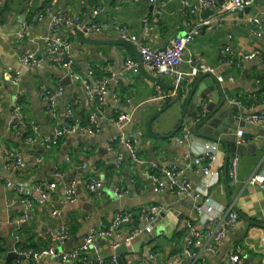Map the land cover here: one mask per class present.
<instances>
[{
	"label": "crops",
	"instance_id": "0c3cea01",
	"mask_svg": "<svg viewBox=\"0 0 264 264\" xmlns=\"http://www.w3.org/2000/svg\"><path fill=\"white\" fill-rule=\"evenodd\" d=\"M183 1L88 0L93 11L101 10L96 17L92 11L88 20L97 23L100 30L87 34L98 43L85 44L77 39V30L53 29L52 19L57 14L73 13L85 21L87 0H31L23 9L17 8L22 7L26 0H12V4L7 0L0 20V264H30L26 258L12 259L7 263L6 256L10 251L24 255L26 251L50 246L57 251L80 247L92 228L107 225L119 211L132 213L135 220L121 225L119 235L98 239L102 255L111 258L114 255L111 244L118 241L120 247L117 252L123 251L125 264H168L173 255L182 254L185 248L190 235L189 229L185 230L186 224H194L200 232L206 230L198 211L205 197L195 200L172 192L168 187L158 191L149 177V163H155L161 169L174 167L182 171L183 177L216 204L224 207L233 205L239 216L217 252L204 251L203 260L196 262L183 254L182 264H231L229 256L235 247L241 249L246 264H264V193L258 186L248 183L257 169L264 170V127L252 124L241 128L234 117L240 113L264 110V40L255 39L257 36L245 23V18L250 15L260 13L264 17V0H257L243 14L218 16L214 13L212 22L188 46L181 66L184 73H189L193 68L189 59H192L194 64L206 66L222 77L219 80L227 102L216 115V126L204 128L227 142L230 159L239 157L237 181H233L229 174L225 178L224 163L219 178L193 171V156L198 149L207 143H217L225 162L227 147L220 142L195 137L188 124L195 146L189 141L179 140L182 130L165 139H154L147 134L148 119L172 99H155L158 85L141 72L124 71L125 59H135L127 47L101 43L122 39L118 27H126L142 43L155 49L166 48L175 38L184 35L195 19L183 12ZM40 12L44 13L42 19L37 17ZM57 36L72 38L71 55L75 71L94 88L100 80L110 78L103 105L106 116L96 135L80 131L64 138L54 136L55 127L68 118L70 109L80 119H85L92 111L85 85L69 76L47 51L48 43ZM226 45H230L235 54L260 50L263 56L239 65L224 64L220 53ZM33 53L44 56V60L36 66L24 64L22 56ZM150 73L163 82V91L173 90L172 76ZM197 76L186 78L184 83L188 88ZM42 87L53 92L63 89L57 101L55 118L48 112ZM17 97H20L21 116L37 122L42 137L54 138L51 147L29 142L27 128L12 124ZM233 98H239V104L231 102ZM216 107L212 99L210 109ZM183 108L184 104H178L162 114L154 121L153 132L169 135L178 125ZM121 113L131 116L123 129L112 121ZM239 130L244 131L243 139L238 134ZM120 136L133 142L144 163L130 157L126 143L116 140ZM7 148L22 155L25 168L11 169L5 156ZM120 153L124 160L119 165L117 157ZM58 171L64 173V180L54 176ZM94 179L102 183L100 195L86 188L87 183ZM8 180L13 187H8ZM73 180L77 181V200L66 204L60 215L54 214V209L61 208L66 197L64 182ZM50 182H57L58 186L50 200L43 204L38 199L36 187L39 183ZM21 187L23 192L19 191ZM117 192L122 195H117ZM30 194H35L37 200L30 199ZM149 206L168 211L163 218L166 225L170 224L172 214H182L183 219L171 236L164 226L163 233L149 242L143 235L137 238L141 239L138 240L140 247L137 251L133 241L126 242L125 237L134 226H138L140 210ZM60 224L67 225L72 234L64 245L53 244L47 237V232ZM40 264H55L54 257L47 256ZM75 264L85 263L80 260Z\"/></svg>",
	"mask_w": 264,
	"mask_h": 264
},
{
	"label": "built area",
	"instance_id": "2783aa9c",
	"mask_svg": "<svg viewBox=\"0 0 264 264\" xmlns=\"http://www.w3.org/2000/svg\"><path fill=\"white\" fill-rule=\"evenodd\" d=\"M138 2L140 0H133ZM257 0H229L219 4L218 0H197L191 2L190 0H184L183 12L195 17L191 22L189 30L181 36L175 38L173 43L166 48L155 49L149 45H146L138 40V36L129 33L126 27H118L119 33L122 39L129 40L134 43H138L139 52L143 58L145 68L150 72L157 74L169 75L174 78L175 86H180L182 89L187 88L185 80L187 77H195L201 72H208L209 68L206 66H199L194 64L192 59L189 62L193 64V68L189 73H184L181 70V66L184 62V54L188 46L194 41L195 37L199 35L205 26H208L212 22V17L208 19L201 18L202 14L207 11H214L221 16L222 14H243L248 8L253 6ZM7 0H0V20L1 11L6 6ZM47 11L50 8H46ZM100 9L93 11V16L96 17L100 13ZM159 13L161 11H158ZM200 16V17H196ZM38 19L44 17V13L38 14ZM245 23L250 26L253 35L264 40V17L260 14H254L245 18ZM53 29H70V30H82L85 34L99 31L100 26L94 22L84 23L83 19L78 14L63 13L53 16L52 19ZM139 41V42H138ZM74 41L72 38L65 36H57L55 39L48 43L47 51L54 57L57 65L64 68L69 76L81 81L86 88V93L92 104V111L85 119H80L76 116L75 112L70 109L68 118L58 124L54 129V136L57 138H64L76 134L77 132H85L91 135H96L101 130V122L105 118L106 113L103 107L104 102L108 95L107 85L110 78L102 79L98 82L97 88L93 87L84 76L75 71L74 60L71 55V48ZM221 62L233 63L239 65L241 62L252 61L256 58H261L263 53L260 50H254L251 52H240L235 54L230 45H226L221 49ZM22 62L27 65L36 66L43 60L44 56L37 53L31 55L22 56ZM235 61V62H234ZM124 71L138 74L140 72L139 64L136 59L127 57L124 62ZM93 70L90 68V73ZM222 80V77H219ZM42 96L47 103L48 112L52 117H57V101L63 94V89L60 88L53 92L45 87L41 88ZM176 90L163 91L158 86V95L155 99L162 101H168L176 96ZM249 97L251 94L248 95ZM20 97H17V103L15 105V113L12 124L20 127H25L29 131L27 140L31 143H41L48 147H51L54 142L53 137H42L40 134V125L29 119H25L21 116L22 107L20 103ZM231 102L239 104V98H233ZM71 105V104H70ZM130 115L121 113L117 117L112 118V121L120 128L123 129L125 124L130 120ZM237 120H244L252 124H256L264 127V110L258 112H251L248 114H237L234 116ZM180 141H189L192 146L194 145L192 136L190 135L189 128L185 125L181 129ZM238 134L243 139L244 131L239 130ZM117 141L126 143L130 157L142 164L143 159L138 155V152L131 140H126L124 136L116 138ZM219 145L211 142L204 145L200 150L198 149L193 156L192 169L195 173L203 174L210 178H219L221 170L223 168L224 160L220 155ZM5 156L9 161L12 170L23 169L26 167L22 155L19 152L13 151L9 148L5 151ZM189 156V153L186 154ZM118 164L120 165L124 160L123 154H118ZM239 165V157L235 156L229 160L228 174L233 181H237V169ZM149 177L158 191L168 187L170 191L184 194L195 200L204 198V203L198 207L200 212V222L205 226V231L200 232L196 226L192 223H188L185 226V230L189 229L190 235L187 239L185 248L182 254H175L170 258L168 264H182V255L185 254L193 261L203 260V252H217L220 248L223 238L233 228L238 221V214L233 205L220 206L216 204L206 193H202L197 189L192 182L183 177V172L172 167L168 169H161L155 163H149L148 166ZM54 176L58 179L64 180V173L55 172ZM248 183L258 186L264 193V170L257 169L248 179ZM8 187H13L11 181L7 182ZM57 182L39 183L36 187L39 198L35 194H30V199H39L41 203H46L50 200L52 192L57 188ZM86 188L95 195L101 194L102 183L100 180L94 179L87 183ZM64 189L66 197L61 204V208H55L54 214L60 215L62 209L69 202H75L77 200V181L64 182ZM20 192L24 189L19 188ZM117 195L121 196L120 192ZM207 196V197H206ZM161 208L158 206L144 207L139 212V223L145 224L144 227L134 226L132 230L126 235L125 241L132 242L140 236L152 229L153 223L156 221L161 213ZM134 215L126 211H119L115 214L112 220L105 226L100 228H92L90 232L84 236V242L80 247L74 249L55 250L53 246L31 250L24 252L25 258L30 264H40L42 259L47 256H53L55 264H75L82 260L85 264H117V250L120 247L118 241H113L111 246L114 250V255L107 259L102 255L101 246L98 243L100 237H112L119 235L118 229L121 225L132 222ZM47 237L53 244L64 245L72 238L70 229L65 224H60L56 229L47 232ZM205 237V238H204ZM229 259L231 264H246L243 253L239 247H235L231 252Z\"/></svg>",
	"mask_w": 264,
	"mask_h": 264
},
{
	"label": "water",
	"instance_id": "95a60500",
	"mask_svg": "<svg viewBox=\"0 0 264 264\" xmlns=\"http://www.w3.org/2000/svg\"><path fill=\"white\" fill-rule=\"evenodd\" d=\"M31 2V0H26L24 2L23 6L17 9H23L26 5H28ZM219 4H223V0H218ZM9 4H12V0H9ZM87 17L84 21V23H87L88 20L92 16L93 9L88 6V0H87ZM14 9V7H12ZM214 11H207L202 16L204 19H208L211 16L214 15ZM207 26L204 27L206 29ZM77 39L85 44H94L98 43L97 40L92 38V36H88L85 34L82 30H77L76 32ZM255 39L259 40L258 37ZM102 44H117L127 47L135 56V59L137 60L140 68V72L143 76H145L147 79L151 80L154 84L164 87L163 82L155 77L153 74H151L144 65L143 58L139 52L138 44H135L129 40L125 39H119L115 40L114 42H101ZM172 89L176 90L177 94L176 96L170 100L167 104H165L160 110H158L154 115H152L146 124V132L147 134L154 139H165L175 136L185 125L191 126V132L192 134L197 138H203L212 140L215 142H220L224 144L227 147V152L225 156V162H224V171H225V178L228 177V168H229V159H230V148L228 147L227 142L224 139H221L217 136H214L210 134V131L208 126H216L217 124V117L219 111L224 107V105L227 102V95L224 92L222 83L219 80V77L217 74H215L212 71L204 72L199 74L195 80L193 85L188 88L182 89L180 86H172ZM208 91V92H206ZM212 99H214L215 103L217 104V107L214 109H210V106L212 104ZM178 104H184V108L182 111L181 118L179 120L178 125L176 128L169 134V135H158L153 132V123L154 121L159 118L162 114H164L166 111L176 107ZM235 110V108H234ZM239 126L241 128L243 127H249L252 125V123L244 121V120H238L237 121ZM168 214L167 210H163L156 221L152 225V229L150 232H147L143 235V238H145L146 241H150L157 236L161 235L163 233L164 226L166 227L167 234L171 236L173 232L175 231L178 224L182 221L183 216L182 214L178 215H171V222L169 225H166V222L163 220V218ZM137 225L144 227L145 224L136 222ZM183 230V229H182ZM184 231V230H183ZM142 238V237H141ZM136 239L133 241V246L136 248L135 250H139L138 247H140V243ZM117 264H125L124 258H123V251L119 250L117 253ZM12 259H19L23 260L25 259V256L17 251H10L8 252L6 256V262L9 263Z\"/></svg>",
	"mask_w": 264,
	"mask_h": 264
}]
</instances>
